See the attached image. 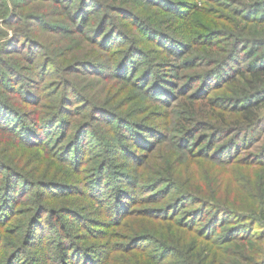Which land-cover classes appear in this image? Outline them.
I'll use <instances>...</instances> for the list:
<instances>
[{
	"label": "trees",
	"instance_id": "obj_1",
	"mask_svg": "<svg viewBox=\"0 0 264 264\" xmlns=\"http://www.w3.org/2000/svg\"><path fill=\"white\" fill-rule=\"evenodd\" d=\"M210 4L228 10L224 20L211 16ZM42 32L59 35L57 44L80 39L57 56ZM19 47L27 52L18 54ZM56 74L59 80L46 83ZM95 76L112 83L120 105L142 96L171 108L173 126L136 120L110 98L90 97L83 83ZM76 115L89 121L75 123ZM263 131L264 0H0V134L16 151L0 149V264H40L42 256L50 264H112L116 252L137 250L148 264H264L257 246L264 185L255 194L249 187L253 207L234 209L215 174L242 160L264 167V144L257 151L254 144ZM170 143L176 153L216 163L209 192L185 187L177 168H148ZM35 149L48 154L49 166L62 165L55 172L63 180L22 171ZM124 157L132 160L113 163ZM142 166L153 171L149 180L135 175ZM71 195L93 209L51 203ZM142 204L150 205L144 215L176 226L177 240L142 233L111 241ZM83 227L89 232L80 233ZM186 233L197 237L192 246L180 241ZM226 244L237 252L226 257Z\"/></svg>",
	"mask_w": 264,
	"mask_h": 264
},
{
	"label": "rangeland",
	"instance_id": "obj_2",
	"mask_svg": "<svg viewBox=\"0 0 264 264\" xmlns=\"http://www.w3.org/2000/svg\"><path fill=\"white\" fill-rule=\"evenodd\" d=\"M210 6L212 8L211 16L213 17L217 16L218 18L221 19V17L219 16L221 15L224 16V14L226 16L228 15V10L223 8L222 6H219V5L216 6L215 4H212V5L210 4ZM47 10L52 11L53 8L50 7ZM215 10L217 13H215ZM201 17L203 16L201 15ZM204 20L208 21L209 19L208 17H205ZM221 20H224V19H221ZM14 26H16V24ZM41 36L44 37V40H46L48 43H51L55 47V51H56L55 54L57 56H60L62 53L71 52L72 49H68V48L70 47L72 48L73 46H75V43H76L75 39H80L79 36L68 37V40L63 39L61 43L57 44L55 40L59 39V37H57L59 35L53 36L50 34V32H42ZM26 52H27V49H23L22 47H19L18 54H24ZM26 62L27 61L25 60H19V63L21 65H27ZM50 70L54 71V66L51 67ZM78 78L81 79L82 77H76V79ZM56 79L59 80V77L57 76V74L56 76L51 75L47 79L46 83H49L52 80H56ZM79 84L82 86L80 82ZM83 84L86 85L85 90L90 97L96 100H101V98H105V99L110 98L111 101L113 102L112 103L113 105H117L118 107L120 106L119 107L121 108L120 111L123 110L124 112H130V113L132 111L131 115L136 120L144 118V121L146 123L150 124L151 122H153V124H158L159 126H162V128L164 129H167V127L169 126H173V123L175 121V119L173 118H175L177 114L176 112L174 113V111H172L171 108H165V107L163 108L161 106H158L157 104L150 103L142 96H138L135 99H132V96L135 93L134 91L129 92V94L133 92L131 94V99L133 101H131L130 105L128 106L124 105L125 103L123 105H120L121 97L120 98L116 97L114 94L110 93V88H111L112 83L108 81L102 82V79L99 78L98 76H95V78H88ZM113 89L116 90L117 88H113ZM9 103L13 104V100L9 101ZM145 105H148L147 109L145 108L146 107ZM140 106L141 108H145L146 110L142 111V113L139 112L136 114L137 110L140 109ZM72 120H74L75 123L76 122L81 123V122L89 121V118L88 116L83 117V115H76L72 117ZM106 126L101 128L102 129L101 132L104 133V135L109 134L107 133L108 131L104 130L107 128ZM201 132H204V130L197 133L193 141L197 138L198 135H200ZM262 133H263L262 139L259 142L254 143L256 144L255 146L258 145L257 148L255 149L256 151L262 146V144H264V131ZM5 137H6L5 139H2L1 134H0V149H4L5 152L8 153V156L16 154V151H13L11 148L7 146L6 141H7L8 136H5ZM224 140H225L224 138H220L217 144L224 142ZM253 146L254 145H252L249 148L248 147L243 148L242 150L239 151L237 156L243 157L247 153L252 152L254 150ZM30 151H31V154L29 156L30 158L28 159L24 158V160H22L25 162L23 165L24 168L22 169V171L31 172L33 170L34 172L45 173L47 175H50L51 178L55 176L56 178L63 180V178L59 177V175L55 172L59 170V174H60V171L62 170L61 169L62 165L56 163V165L50 164L49 166L48 164L49 156L48 154H46L45 151L36 150V149L30 150ZM138 151L141 152V150H138ZM19 153H23V152H19ZM23 154L25 155L27 153H23ZM125 158L132 160L131 157L129 158L124 157V158L116 159L113 163L117 164L119 162H124L126 161ZM210 161L203 159V158H199V157L198 158L196 157L188 158L178 152L176 153L173 148V144L170 143L162 147L160 150H157L156 154L151 159L148 160V164L150 163L148 168H150V170H153V171L155 169L158 171V170H163L164 168H166V170L177 168L179 172V174L177 175V178L179 179L181 183L184 184L185 187L191 188L194 191L199 189L203 192H209V189H207L205 185H207V182L209 180V174L212 171L211 167L216 164L213 161H211L213 163H211ZM38 162L43 163L45 167L43 166L41 169L39 167L35 168L38 165ZM242 162H244V164L234 165L233 167H231L230 170L225 169L224 172H220L218 169H216L215 174L218 175V177H220V180L222 181L221 186H222L223 191H221V195L224 196L223 197L224 203L234 209L242 208L245 210L250 207H253L255 203V198L249 191V187L251 185L256 186V188L252 190V193L255 194V193H258L259 188L262 185H264V167L254 162H253L254 164H251V165H249L248 163L246 164L244 160H242ZM123 164L125 165L126 163H123ZM12 165H15V164H12ZM129 167H125V168H129ZM51 168H52V171L50 170ZM123 170H128V169H124L123 167ZM153 171L152 172L148 170L145 171L144 166H142L139 170L135 171V175H140L142 178L149 180L148 178L153 176L152 174H154ZM86 174L87 173L85 172L84 175ZM233 188L235 189L234 193L232 192ZM214 193H215L214 191H211L210 196H212ZM51 198L53 199L51 200V203L53 206L55 205L60 206L61 204L67 203V204H70L71 206H74L77 209L84 210L85 213L88 210L93 209L92 207H89L87 205L88 204L87 199L77 196V195H71V196H67L63 198H56V197L55 198L51 197ZM168 198L169 197H167V199ZM220 200L222 199L220 198ZM20 206L29 207L28 204H24ZM149 206H150L149 204L145 206L143 204L140 205L141 210L134 217H132L131 220L127 222V224L122 226V228L117 229V233L113 238H111V241L124 243L127 241L128 238L134 235L142 234V233L153 234L156 240H159L158 237L166 238L168 240L172 238H176L177 240V238L179 237L178 236L179 233H177V231L175 230V227H176L175 225L173 226V225H170L169 222H162L157 219H152V217H149L147 215H144L145 208H148ZM25 217L26 215L25 216L21 215L20 218H22L21 220H23ZM262 219L264 221V215H262ZM260 230L264 232V227H261ZM79 232L87 233L89 231L88 229L83 227L82 230ZM262 238H263L262 240L257 242L259 244V245L257 244V246L260 247L264 251V234L262 235ZM191 239H197V237L194 236V234L186 233L184 238H182V240L180 241L183 243V245L185 244V246L188 247L189 245L192 246ZM105 240H107V238H104V236L100 238L95 237L92 239L91 243L95 242L96 244V242H104ZM86 243L90 244L89 242H86ZM223 246L224 247H221V249L223 252H227L226 257H229L228 255L229 252H231L232 254H235L238 250L236 246H233L230 244H226ZM119 247L122 248L121 245H119ZM145 254L146 252H144L143 250L131 251L127 253H122L118 251L116 252L117 257L115 260H113L112 264H148L147 263L148 259ZM40 264H50V261L46 259L44 256H42V259H40Z\"/></svg>",
	"mask_w": 264,
	"mask_h": 264
}]
</instances>
